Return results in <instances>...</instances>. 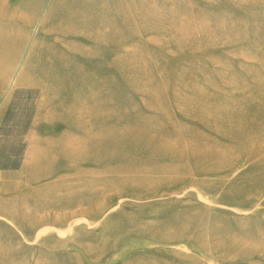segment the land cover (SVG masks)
Wrapping results in <instances>:
<instances>
[{"label":"rangeland","instance_id":"374dc122","mask_svg":"<svg viewBox=\"0 0 264 264\" xmlns=\"http://www.w3.org/2000/svg\"><path fill=\"white\" fill-rule=\"evenodd\" d=\"M27 131L0 264H264V0H0Z\"/></svg>","mask_w":264,"mask_h":264},{"label":"crops","instance_id":"0c3cea01","mask_svg":"<svg viewBox=\"0 0 264 264\" xmlns=\"http://www.w3.org/2000/svg\"><path fill=\"white\" fill-rule=\"evenodd\" d=\"M15 110L20 111L21 109L16 108ZM9 121V120H8ZM10 126H22V124L14 123L10 121L7 123ZM9 134L7 132H0V169H6L12 167V162L16 163L19 161L18 167L21 168L25 161L26 155L30 151L29 132L27 131L22 135L19 141L8 140ZM7 162L6 164H4Z\"/></svg>","mask_w":264,"mask_h":264}]
</instances>
